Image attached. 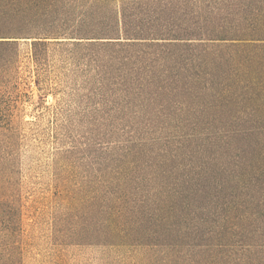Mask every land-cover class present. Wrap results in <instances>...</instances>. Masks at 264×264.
Listing matches in <instances>:
<instances>
[{"label": "trees", "instance_id": "obj_1", "mask_svg": "<svg viewBox=\"0 0 264 264\" xmlns=\"http://www.w3.org/2000/svg\"><path fill=\"white\" fill-rule=\"evenodd\" d=\"M162 1L0 0V85L14 78L21 44L29 47L38 84L51 48L108 49L121 66L141 63L132 53L150 48L155 58L142 65L161 72L145 78L161 91H189L188 102L219 109L236 104V122H226V114L224 122L162 125L150 143L100 170L103 188L82 190L59 169L53 219L55 239L65 244L142 247L159 264H234V255L245 264L264 247V0H242L233 22L226 16L212 27L185 18L188 12L178 22L163 17ZM8 111L0 90V122ZM4 160L0 239L7 247L19 234L20 212ZM9 246L11 257L16 247ZM9 256L0 255V264Z\"/></svg>", "mask_w": 264, "mask_h": 264}, {"label": "rangeland", "instance_id": "obj_2", "mask_svg": "<svg viewBox=\"0 0 264 264\" xmlns=\"http://www.w3.org/2000/svg\"><path fill=\"white\" fill-rule=\"evenodd\" d=\"M162 2L163 17L178 22L181 12H188L185 18L199 19L207 27L225 24L226 16L232 19L226 24L233 22L236 10L245 6L242 0ZM69 47L50 49L38 84L29 47L21 44L14 78L0 85L9 104L8 120L0 122L4 131L0 156L5 158L1 164L8 168L11 197L20 212L19 234L7 247L0 239V255L9 256V245L16 247L3 264H159L154 251L142 247L56 240V173L64 170L69 184L82 190L103 188L107 176L100 170H108L114 162L120 164L119 156L128 148L150 143L162 125L172 120L224 122L226 114V122H236V104L228 110L219 109L206 101L188 102L189 91H161L159 82L145 78L161 72L159 66L142 65L145 59L155 58L150 48L132 53L141 63L121 66L120 58L108 49L64 50ZM137 76H141L138 81ZM255 249L245 264H264V247ZM231 261L236 264V255Z\"/></svg>", "mask_w": 264, "mask_h": 264}]
</instances>
